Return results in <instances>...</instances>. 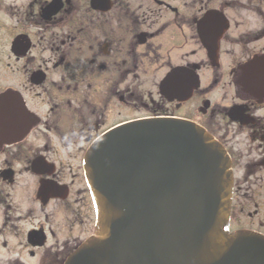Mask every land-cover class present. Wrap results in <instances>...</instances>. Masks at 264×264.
<instances>
[{
    "label": "flooded vegetation",
    "instance_id": "1",
    "mask_svg": "<svg viewBox=\"0 0 264 264\" xmlns=\"http://www.w3.org/2000/svg\"><path fill=\"white\" fill-rule=\"evenodd\" d=\"M156 117L224 148L229 231L264 236V0H0V264H64L95 227L86 151Z\"/></svg>",
    "mask_w": 264,
    "mask_h": 264
},
{
    "label": "water",
    "instance_id": "2",
    "mask_svg": "<svg viewBox=\"0 0 264 264\" xmlns=\"http://www.w3.org/2000/svg\"><path fill=\"white\" fill-rule=\"evenodd\" d=\"M83 171L94 232L64 264H264V236L229 231L230 160L195 123H122L90 145Z\"/></svg>",
    "mask_w": 264,
    "mask_h": 264
}]
</instances>
